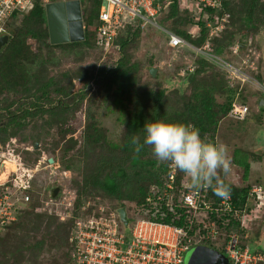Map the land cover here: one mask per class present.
Segmentation results:
<instances>
[{"label": "rangeland", "instance_id": "1", "mask_svg": "<svg viewBox=\"0 0 264 264\" xmlns=\"http://www.w3.org/2000/svg\"><path fill=\"white\" fill-rule=\"evenodd\" d=\"M51 1L44 2L47 4ZM89 5L91 2L86 3V6ZM191 5L189 10L180 8V17L183 21L180 26L181 29L190 30L199 37V28L195 24H184L187 19L192 18L196 23L202 17L198 16L196 5ZM263 5L264 0H261V6ZM21 19V17L14 19L10 27L21 26ZM210 22L213 26L212 29L209 28L210 33L213 30L215 32L212 35L206 33L205 43L194 46L203 48L207 45L205 49L209 51L208 40L217 33H224L226 27V31L244 33L246 37L239 36L238 39L246 43L245 47L241 48L236 42L226 49L218 56L219 59H216L217 68L223 72L227 71L226 74L230 76L227 70L229 68H225V62L236 65L255 82V84L245 82L240 92L250 110L247 119L236 121L230 119L231 117H221L219 120L215 142L227 146L231 171L227 175L219 171L218 177L228 178L238 185L249 183L253 187L261 185L264 188V106L259 105L260 99H264V27L256 30L255 24L252 25V29L250 26L241 27L236 23L228 25L225 20L222 21L223 25L217 26L214 21ZM255 23L259 25L260 21L256 20ZM167 25H172V20H169ZM27 42L30 47L28 64L14 68L11 72L7 71L12 87L0 86V125L6 124L15 112L20 116L28 105L35 102L41 105V112L35 118L27 116V124L24 127L13 126L6 131L0 130V183H10L8 181L16 174L22 179L32 177L31 181L39 183L40 186L34 193L32 191L33 194L29 192L28 201L34 200L39 203L42 211L67 218L73 211L75 197L81 189L86 168L92 162V153L85 137L88 135L89 115L95 118V125L105 135V142L109 145H119L125 138V121L129 119L134 103L125 102L124 96L117 97L114 93L116 85L111 86L109 91L106 86L107 78L98 77L100 69L109 66L107 64L115 59V52L104 55L93 45L88 47L81 41L43 50L33 38H29ZM126 52L131 58V63L135 64L137 90L146 87L158 89L171 84L174 80L182 82L183 78L177 73L182 67L194 70V59L197 56L190 48L183 50L170 48L165 33L152 28L142 30L128 45ZM151 68H156V74L153 76ZM207 75L211 78L210 74ZM44 84L48 85L45 86L46 93L38 90ZM181 87L186 96L192 93L191 84ZM177 90H171L165 97L168 112L180 106ZM215 98L219 103L225 101L222 95L215 94ZM60 104L63 107L54 115L50 110L54 105ZM237 149L252 153L254 156L253 172L249 176V182L242 177L243 168L233 163ZM49 159H53V162L50 163ZM183 180L189 182L185 174ZM56 186H59L60 190L53 198L51 190ZM10 188L8 191L3 187V193L9 202L15 203L13 210L16 217L18 209L25 206L24 194L27 191L13 194L15 192L13 186ZM1 190L0 187V192ZM85 195L78 207L80 212L93 213L100 207L121 208L118 207V201L111 200L100 191L93 190L86 197ZM248 208L245 212L247 218L245 222L242 221V228H232L227 237L237 235L240 242L249 248L264 250V203L253 199L250 200ZM66 231V226L60 228L53 239L54 248H46L39 256L38 264L66 263ZM19 236L18 231L15 234L4 231L3 239L0 241L1 263L5 262L8 252L15 251L22 244ZM223 246L222 238H218L211 245L205 242L189 244L183 252V264H197L202 259H211L223 254Z\"/></svg>", "mask_w": 264, "mask_h": 264}, {"label": "trees", "instance_id": "2", "mask_svg": "<svg viewBox=\"0 0 264 264\" xmlns=\"http://www.w3.org/2000/svg\"><path fill=\"white\" fill-rule=\"evenodd\" d=\"M44 1L36 0L31 11L28 13H14L10 21L6 23L4 33L9 35V41L0 50L1 87H12L13 84L8 76V72H11L14 68L28 64L30 47L27 40L29 38L35 39L40 44L42 50L48 47H62L67 43L71 45L78 43V41L58 44L50 42L46 3ZM221 1L220 7L203 10V12L209 14L208 20L214 21L216 26L221 25L222 21L225 20L228 22V25L236 23L238 26H250L253 29L252 25L255 24L254 28L256 30L264 27V5L261 6V0ZM80 2L82 3V17L85 28V38L81 43L88 47L93 45L102 53V49L95 43L96 20L102 2L101 0H80ZM87 2H91V5L86 6ZM180 10L178 0H172L167 8H164L162 5L158 17L159 24L193 45L198 46L205 43L206 33H210L209 27L206 26L208 21L203 16H200V20L196 23L193 22L192 18L186 20L184 24H195L199 28L200 35L196 37L192 31L181 29L180 25H182L183 21H181ZM19 17L22 18L21 26L11 28L12 21ZM169 20H172V25L170 26L167 25ZM256 20L260 21L259 25L255 23ZM149 28L158 30L151 26ZM149 28H141L136 22L132 24L127 23L115 39V59L110 64H107L109 66H104L99 71V79L107 78L106 86L109 91L111 90V86L116 85L114 91L116 96H124L125 102L131 103L133 101L134 103L132 104L134 109L131 110L129 119L125 121L126 132L123 142L119 145H109L105 142V135L95 125V118L93 115H89V123L87 125L88 135H85V137L88 139L87 145L89 151L92 153V162L86 168L87 172L84 174L81 189L75 197L72 216L65 218L59 215H52L53 213L42 211L39 203H36L34 200L24 201L25 206L18 209L16 218L4 221L0 225V241L3 239V233L6 230L8 233L14 234L16 231L20 232L19 238L22 242L15 251L8 252L5 262H0V264H38L39 256L46 248H54L53 239L60 228L64 226L67 227L66 263L64 262V264H70L71 253L74 249L71 230L76 216L80 215L78 207L83 202V196L86 194V197L93 190L100 191L102 195L109 197L111 200L118 201V207H125L127 219L124 226L128 229L137 218H148L182 227L189 225L192 215L191 211L180 201V190L182 184L186 182L183 180L184 173L176 168L173 187L170 189L169 194L165 195L164 191L171 176L172 164L159 162L152 154L151 146L146 145L139 153L135 152L131 145V137L132 135L138 136L142 143L145 134L143 127L145 123L165 121L182 123L194 127L199 130L204 140L215 142V133L219 120L221 117H229L228 112L233 102L237 100L246 104L240 93L245 83H242L240 80L232 81L229 75L226 74L227 71L223 72L217 68L216 62L197 54L194 59V70L182 67L179 73H177L178 76L183 78L184 82L174 80L171 84L161 86L158 89H148L146 87L145 89L137 90L134 76L136 71L135 64L131 63V58L126 50L128 45H130L133 39L137 38L142 30H149ZM226 30L227 27L224 33H217L208 40L210 43L209 52L215 56H221L226 49L236 42L239 43L241 48L246 45V43L238 39L239 36L245 38L244 33ZM172 49L183 50L188 49V47ZM193 54L194 52H192ZM207 74H210L211 78H208ZM190 84L192 86V93L186 96L185 91L181 90L183 88L181 86H188ZM45 86L47 87L48 85H41L38 90L46 93ZM174 89H178L180 106L168 112L165 107V97ZM215 94L224 96L225 101L219 103L215 98ZM62 107V104L54 105L50 111L56 115ZM39 112H41L39 102L28 105L20 116L15 112L14 116L6 124L0 125V130L6 131L10 127L13 128V126L24 127L27 124V116L35 118L36 115H39ZM247 117L243 120L229 118L236 121H244ZM253 158L252 153L242 149L235 151L233 163L243 168L242 177L244 180L249 179L251 171L250 161ZM31 183L30 187L26 189V193L31 191V194H33L34 190L40 186L39 183L36 184L33 181ZM221 184L229 189V194H231L235 206L242 212L243 218L246 210L249 209V193L253 185L249 183L238 185L228 179L217 177L213 181L214 186H208L207 192V194L213 197L215 205H217L220 199V196L216 194V188ZM242 218L233 217L230 213L225 212H209V219L214 220L218 228V234L213 241L218 238L226 241L228 239L227 233L232 228H242ZM197 230V226L193 227L189 232V237L192 239L199 237ZM39 235L40 237L38 238L37 236ZM213 241H206L205 243L211 245L214 243ZM240 244L245 246L242 242ZM261 251L264 252L263 249Z\"/></svg>", "mask_w": 264, "mask_h": 264}, {"label": "built area", "instance_id": "3", "mask_svg": "<svg viewBox=\"0 0 264 264\" xmlns=\"http://www.w3.org/2000/svg\"><path fill=\"white\" fill-rule=\"evenodd\" d=\"M36 0H0V35L6 34V23L14 13H28L35 5ZM181 9L192 7L195 4L198 16L208 21L209 14L204 9L220 7L221 0H178ZM96 20L95 43L102 49L104 55L115 51L114 42L120 30L127 23L136 22L141 28L154 27L163 31L168 37L169 47H188L207 59L215 61L218 56L203 48L194 46L181 36L171 32L158 22L160 9L167 8L172 0H101ZM188 7V8H187ZM191 10V9H190ZM193 10V9H192ZM212 29L210 21L206 24ZM215 31H211V35ZM207 43V42H206ZM109 48L111 49L109 50ZM230 79L240 80L242 83L255 82L245 74L240 67L225 62ZM250 113L248 105L235 100L228 116L243 120ZM171 176L166 184L165 195L169 194L174 184L176 167L171 165ZM10 183H0V225L4 221L14 220L13 207L15 203L9 202L3 187L8 191L13 186V194L26 191L31 185V178L22 179L17 174ZM1 181V180H0ZM189 182L182 184L180 201L191 211L190 223L187 227L164 223L148 218H137L128 229L120 219L119 208H98L93 213L86 214L81 211L76 216L71 230L74 249L71 253L70 264H183V252L187 245L198 242L213 241L218 228L214 220L209 219V212L230 213L233 217L242 218V212L234 204L231 194L221 197L214 203L212 196L207 194L208 186L190 189ZM260 186L251 189L250 197L259 199L262 203L264 195ZM30 199V194H24V201ZM72 216V213H70ZM242 220V219H241ZM198 228L199 237L190 238L189 232L193 227ZM201 230H203L201 232ZM223 255L227 264H262L264 252L243 246L237 235H230L225 241Z\"/></svg>", "mask_w": 264, "mask_h": 264}, {"label": "clouds", "instance_id": "4", "mask_svg": "<svg viewBox=\"0 0 264 264\" xmlns=\"http://www.w3.org/2000/svg\"><path fill=\"white\" fill-rule=\"evenodd\" d=\"M143 127L142 143L138 136L131 137L134 151L139 153L144 146H151L152 154L159 162L171 163L189 178L190 189L214 186L219 171L225 175L230 173L227 146L204 140L198 129L165 121L147 122ZM216 194L226 198L229 189L221 184L216 188Z\"/></svg>", "mask_w": 264, "mask_h": 264}, {"label": "water", "instance_id": "5", "mask_svg": "<svg viewBox=\"0 0 264 264\" xmlns=\"http://www.w3.org/2000/svg\"><path fill=\"white\" fill-rule=\"evenodd\" d=\"M76 8L77 16L71 14ZM47 25L49 30L50 42L53 44L73 42L85 38L82 11L79 0H63L46 4ZM74 28H79L80 35L74 34ZM9 35H0V50L8 43ZM151 74H156V68H151ZM260 106H264V99H260ZM52 163L53 159H49ZM60 190L59 186L53 187L51 196L55 198ZM120 219L122 222L127 219L125 207L119 208ZM228 260L223 254H218L211 259H202L197 264H227Z\"/></svg>", "mask_w": 264, "mask_h": 264}, {"label": "crops", "instance_id": "6", "mask_svg": "<svg viewBox=\"0 0 264 264\" xmlns=\"http://www.w3.org/2000/svg\"><path fill=\"white\" fill-rule=\"evenodd\" d=\"M57 1H63V0H57ZM80 1V0H79ZM51 2H56V1H51ZM50 3V2H49ZM48 4V3H47ZM80 6H81V9H82V5H81V2H80ZM47 15V14H46ZM83 18V17H82ZM48 26V25H47ZM80 35V34H79ZM78 41H82V40H78ZM263 107V106H262ZM254 160H251L250 161V164H251V171H250V175L252 174V172H253V164H252V162H253ZM253 178V177H252ZM228 179V178H227ZM229 181H230V179H228ZM248 182H249V180H248ZM257 186H260L262 189H263V191H262V194L264 195V188L261 186V185H256V186H254V187H257ZM254 187H252V188H254ZM249 198H250V200H253V199H257V198H255V197H250V195H249ZM257 200H259V199H257ZM261 203V202H260ZM262 203H264V198H263V201H262ZM249 205H250V203H249ZM248 205V206H249ZM246 215L247 214H245V215H243V218H242V221H244L247 217H246ZM245 222V221H244ZM223 240V239H222ZM214 243L216 242V240L215 241H213ZM239 242H240V240H239ZM224 244H225V241H224ZM245 246H248V245H245ZM252 249V248H251ZM255 250H260V249H257V248H255Z\"/></svg>", "mask_w": 264, "mask_h": 264}, {"label": "flooded vegetation", "instance_id": "7", "mask_svg": "<svg viewBox=\"0 0 264 264\" xmlns=\"http://www.w3.org/2000/svg\"><path fill=\"white\" fill-rule=\"evenodd\" d=\"M76 11H77L76 8H73L72 11H71V14L74 15V16H77V12ZM78 29L79 28H76V29L74 28V34L76 33L75 34L76 36L80 34Z\"/></svg>", "mask_w": 264, "mask_h": 264}, {"label": "bare ground", "instance_id": "8", "mask_svg": "<svg viewBox=\"0 0 264 264\" xmlns=\"http://www.w3.org/2000/svg\"><path fill=\"white\" fill-rule=\"evenodd\" d=\"M7 162V161H6Z\"/></svg>", "mask_w": 264, "mask_h": 264}]
</instances>
